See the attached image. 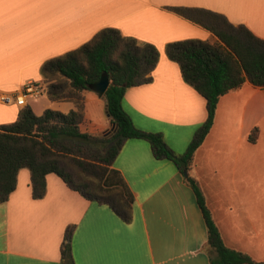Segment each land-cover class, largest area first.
<instances>
[{"label":"crops","instance_id":"obj_1","mask_svg":"<svg viewBox=\"0 0 264 264\" xmlns=\"http://www.w3.org/2000/svg\"><path fill=\"white\" fill-rule=\"evenodd\" d=\"M171 7L220 14L264 40V0H0V125L16 121L24 107L15 99L27 82L42 86L45 61L79 48L103 28H114L153 45L159 54L151 80L126 90L125 112L138 129L161 134L176 155L184 154L207 118L206 101L184 82L165 46L217 38ZM83 97L80 132L111 129L104 98L92 91ZM46 109L68 113L76 106L49 99L38 115ZM253 129L257 136L251 143ZM113 168L133 197L128 221L53 173L46 175L44 197L33 199L30 172L20 169L14 191L0 203V264H62L68 227L74 264H211L202 213L172 161L156 159L147 141L128 139ZM191 174L223 244L264 264V88L245 81L220 97Z\"/></svg>","mask_w":264,"mask_h":264},{"label":"trees","instance_id":"obj_2","mask_svg":"<svg viewBox=\"0 0 264 264\" xmlns=\"http://www.w3.org/2000/svg\"><path fill=\"white\" fill-rule=\"evenodd\" d=\"M170 11L209 30L217 40H181L167 43L165 54L178 64L185 83L206 101L207 118L182 155H176L159 133L138 129L125 112L122 101L128 88L147 83L158 61L157 49L117 29L103 28L79 48L45 61L40 67L50 100H71L76 110L68 113L46 109L36 115L29 106L19 111L15 122L0 125V203L8 201L20 169L30 172L33 199L46 193V175L53 173L89 201L106 204L128 221L132 194L113 162L128 139L149 143L156 159L172 161L185 175L207 229L211 264H258L247 255L227 248L221 239L202 191L191 174L196 150L210 131L220 97L240 88L245 81L264 88V40L245 26H233L220 14L182 7ZM106 72L110 85L103 98L114 128L101 134L82 133L85 91ZM56 81V83H55ZM253 129L248 139L256 141ZM90 152V158L63 160L66 143ZM63 150V151H62ZM84 159V160H83ZM72 227L61 244L62 264H74L71 254Z\"/></svg>","mask_w":264,"mask_h":264},{"label":"rangeland","instance_id":"obj_3","mask_svg":"<svg viewBox=\"0 0 264 264\" xmlns=\"http://www.w3.org/2000/svg\"><path fill=\"white\" fill-rule=\"evenodd\" d=\"M55 83H56V81H55ZM42 89L44 90V93H46V84L45 83L42 84ZM62 101H71V100L66 99V100H62ZM27 102H28V106L33 110V112L36 115H38L49 105V98L47 97V95H42L39 97L30 96L28 98ZM71 102H73V101H71ZM65 147H66V149H64V153L67 156L63 155V157H64L63 160H69L71 164L76 163L77 160L76 161L73 160V158H75V156L81 157L84 159L90 158V156H91L90 152H88V151H83V152L81 151L80 152L79 150H76V148H73L74 146L70 145L68 142L66 143ZM186 149H187V147H186Z\"/></svg>","mask_w":264,"mask_h":264},{"label":"built area","instance_id":"obj_4","mask_svg":"<svg viewBox=\"0 0 264 264\" xmlns=\"http://www.w3.org/2000/svg\"><path fill=\"white\" fill-rule=\"evenodd\" d=\"M42 86L39 83L27 82L22 91L16 96L15 102L20 107L27 105V98L30 96L39 97L42 94ZM3 101H7V98H3Z\"/></svg>","mask_w":264,"mask_h":264},{"label":"water","instance_id":"obj_5","mask_svg":"<svg viewBox=\"0 0 264 264\" xmlns=\"http://www.w3.org/2000/svg\"><path fill=\"white\" fill-rule=\"evenodd\" d=\"M110 85V79H109V76L106 72H103L100 76V78L90 84L88 86L89 90L96 93L98 97H103L106 89L109 87ZM114 128V126H112V129ZM186 175V173H185Z\"/></svg>","mask_w":264,"mask_h":264}]
</instances>
